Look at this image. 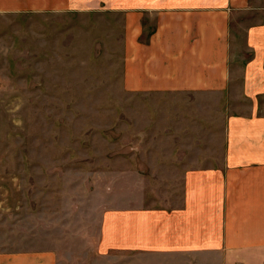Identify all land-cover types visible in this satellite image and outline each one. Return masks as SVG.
I'll list each match as a JSON object with an SVG mask.
<instances>
[{
	"label": "crops",
	"instance_id": "obj_1",
	"mask_svg": "<svg viewBox=\"0 0 264 264\" xmlns=\"http://www.w3.org/2000/svg\"><path fill=\"white\" fill-rule=\"evenodd\" d=\"M113 1L131 8L123 83L133 106L152 94L200 98L169 104L180 126L166 123L153 133L162 142L137 147L145 157L132 205L104 218L97 250L114 251L111 264H264V0ZM77 2L33 5L71 10ZM57 253L3 254L0 264H57Z\"/></svg>",
	"mask_w": 264,
	"mask_h": 264
},
{
	"label": "rangeland",
	"instance_id": "obj_2",
	"mask_svg": "<svg viewBox=\"0 0 264 264\" xmlns=\"http://www.w3.org/2000/svg\"><path fill=\"white\" fill-rule=\"evenodd\" d=\"M35 1L0 3V256L56 248L57 264H111L115 252L97 250L99 230L132 205L145 157L137 147L162 142L153 133L166 123L180 126L169 104L200 97L152 94L133 106L123 83L127 3L59 10Z\"/></svg>",
	"mask_w": 264,
	"mask_h": 264
}]
</instances>
